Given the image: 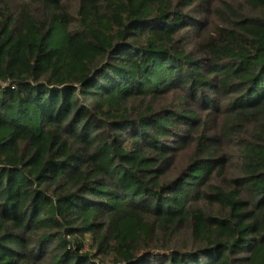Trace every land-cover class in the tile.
<instances>
[{
    "label": "trees",
    "instance_id": "obj_1",
    "mask_svg": "<svg viewBox=\"0 0 264 264\" xmlns=\"http://www.w3.org/2000/svg\"><path fill=\"white\" fill-rule=\"evenodd\" d=\"M0 264H264V0H0Z\"/></svg>",
    "mask_w": 264,
    "mask_h": 264
},
{
    "label": "rangeland",
    "instance_id": "obj_2",
    "mask_svg": "<svg viewBox=\"0 0 264 264\" xmlns=\"http://www.w3.org/2000/svg\"><path fill=\"white\" fill-rule=\"evenodd\" d=\"M73 6H74L73 4L70 5V7H71L72 10H73Z\"/></svg>",
    "mask_w": 264,
    "mask_h": 264
}]
</instances>
